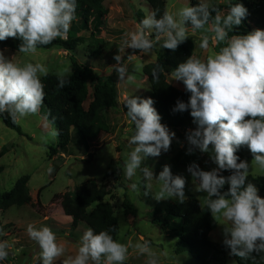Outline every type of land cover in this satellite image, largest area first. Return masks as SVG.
Wrapping results in <instances>:
<instances>
[{
  "label": "clouds",
  "instance_id": "clouds-1",
  "mask_svg": "<svg viewBox=\"0 0 264 264\" xmlns=\"http://www.w3.org/2000/svg\"><path fill=\"white\" fill-rule=\"evenodd\" d=\"M227 3L226 14H221L212 0H197L195 5L189 2L162 14L159 10L146 11L134 30L125 33L112 67L120 83L131 82L129 64L139 56L131 54L125 59L126 48L151 57L157 47L174 52L189 38V27L193 32L202 30L199 49H209L210 40L223 45L205 58L188 57L170 73L190 94L187 102L177 100L173 112L190 110L196 127L186 133L190 145L187 154L196 149L208 153L217 167L205 171L192 162L186 171L195 181V190L206 193L204 204L208 211L224 222L223 245L231 255L246 260L254 259V255L264 257V198L258 194L257 185L248 180L253 167L264 173V29L229 38V32L241 25L249 10L238 0ZM77 6L78 0H0V42L19 39L22 43L18 53L34 55L40 46L66 38L76 19ZM6 51L0 49V117L6 115L16 123L40 112L45 99L42 77L49 70L44 63L18 62L14 59L16 55L9 58ZM139 70L140 66H134V72ZM161 70V65L155 62L151 69L153 80L159 79ZM69 71L66 68L58 75L59 89L69 84L66 79ZM154 103L151 97L133 93L122 102L134 125L127 138V143L134 147L127 153L123 174L132 181L139 173L145 188L151 191V182L156 181L159 191L153 194L157 201L173 198L183 203L186 178L174 175L168 164L155 175L153 167L145 163L149 157L167 153L176 137L174 131L161 123ZM54 125L55 117L45 125L50 128L47 134L53 140L60 135ZM242 147L254 157L251 166L237 155ZM225 171L230 174L223 175ZM47 172L51 174L53 168L49 167ZM226 184L228 190L222 191ZM130 189L138 191L139 185L132 182ZM111 232L112 229L96 232L88 227L79 238L76 254L69 255L62 264H125L130 247L147 256V264H160V255L150 242L126 245L114 239ZM27 235L40 249L39 264H55L64 256V245L51 227L30 223ZM11 247L8 241L0 240V264L8 259Z\"/></svg>",
  "mask_w": 264,
  "mask_h": 264
},
{
  "label": "rangeland",
  "instance_id": "rangeland-1",
  "mask_svg": "<svg viewBox=\"0 0 264 264\" xmlns=\"http://www.w3.org/2000/svg\"><path fill=\"white\" fill-rule=\"evenodd\" d=\"M191 1L167 0V11ZM212 3L228 8L227 0H212ZM104 5L107 15L100 32L96 35L99 42L90 37L91 33L82 29L75 35L86 37L88 40L85 44H80L75 52H65L61 49H38L34 55H25L11 49L5 52L9 58L16 55L14 59L21 63L26 61L44 63L49 70L47 76H58L66 68L70 69L67 73L70 74L73 70L72 58L81 65L92 67L101 76L113 75L119 93V107L109 112V134H100L91 144L76 146L75 143H71L67 150L53 158H50V152L52 148L57 147L58 138L53 140L47 134L50 128H45L48 120L44 115L43 106L38 114L18 120L24 136L8 128L0 119V192L11 191L18 179L29 176V190L32 197L30 205L14 206L7 211L0 210V223L3 226L11 225L1 234V240L8 241L12 246L4 264H39L40 249L27 235V226L30 223H35L38 227L42 225L51 227L58 240L64 245L65 254L58 258L55 264H62L69 255H75L79 247V238L87 226L80 224L73 229L72 218L65 215L61 202L53 199L66 192L74 194L77 187L89 181L105 186L110 192L105 203L113 206L119 221L120 231L117 241L126 245L137 241L150 242L152 249L160 255V264H196L187 254L177 253L178 238L162 232L150 219V214L157 210L160 211V216L166 217L165 210L177 200L167 198L157 201L153 194L159 191L156 181L151 182V191L145 188L139 173L132 178V181L127 180L123 174L127 153L134 147L127 143L134 125L127 117V108L122 102L131 93L143 98L150 96L151 86L143 73V68L154 63L163 49L157 47L151 57V55H140L139 50L126 48L125 59L131 54L139 56L129 64V74H133V80L128 83H120L118 74L112 67L116 63L113 57L118 54V47L123 43L125 33L134 30L135 24L144 18L146 11L151 9L144 0H106ZM201 34L202 30L193 32L189 28V37H193L195 42V57L205 58L218 51V46H223L210 40L209 49H199ZM91 48L98 49V53L92 54ZM136 65L140 66L138 72H134ZM174 69L171 67L165 72L167 80L175 88L185 92L183 83L173 80L170 74ZM90 101L91 98L86 103V108ZM195 127L196 125L193 124L187 129L171 130L176 133V137L169 151L157 158L149 157L145 163L153 167L155 175L162 171L165 164L170 165L174 175L179 174L186 178V198L193 195L203 206L206 193L195 190V181L186 171L187 166L196 162L205 171L217 166L211 161L208 153H201L196 149L193 154H187L190 145L186 133L194 130ZM252 161L253 159L248 161L250 166ZM49 167L53 168L51 174L47 172ZM249 175L264 176V173L258 172L253 167ZM132 182L139 185L138 191L130 189ZM146 191L147 195H145ZM258 194L264 198V193L259 191ZM126 198L131 204L130 208L124 205ZM214 219L216 229L211 233L210 239L221 244L223 240L221 225L224 222L215 217ZM227 258V264H236L230 256ZM125 264H147V256L138 254L130 247L129 258Z\"/></svg>",
  "mask_w": 264,
  "mask_h": 264
},
{
  "label": "trees",
  "instance_id": "trees-1",
  "mask_svg": "<svg viewBox=\"0 0 264 264\" xmlns=\"http://www.w3.org/2000/svg\"><path fill=\"white\" fill-rule=\"evenodd\" d=\"M106 0H78L76 19L72 22L66 38H57L52 44L40 46L38 49L52 50L61 49L65 52H75L80 44H85L88 38L76 36L80 30L91 33V38L97 39V33L104 23L107 15L105 9ZM151 11L159 10L162 14L167 10V0H144ZM248 8L249 14L237 26L233 32H229V38L235 34H247L254 29H264V0H240ZM197 0H192L195 5ZM221 14L227 11L224 6L217 5ZM226 14V13H225ZM215 15V13L213 14ZM190 28V27H189ZM96 42H99L98 39ZM22 43L19 39L8 38L0 42V49H11L18 51ZM218 46V50H219ZM92 54H97L98 49L91 48ZM195 55V42L189 37L179 45L176 51L163 49L157 60L162 69L158 80H153L151 69L154 63L143 68L151 86V97L155 103L154 107L161 116V123L170 130L190 128L193 118L189 111L173 112L177 100L187 102L189 94L178 90L171 85L165 72L169 68H176L190 56ZM73 70L67 74L69 84L63 89L57 87L58 76H46L42 78L45 85V99L43 112L46 119L55 117V127L59 130L57 147L52 148L50 158L57 156L67 150L71 143L76 146L93 143L100 134L110 132L109 112L119 107V93L113 75L101 76L92 67L81 65L72 58ZM92 89V92H91ZM91 98L88 108L85 107ZM50 112V115H48ZM4 124L24 136L21 126L13 123L10 118L0 117ZM237 155L243 160L254 159L246 147H242ZM227 176L230 173H222ZM248 180L255 183L260 191L264 193V176H248ZM29 176H23L17 180L14 188L9 192H0V210L7 211L11 207H23L32 204L31 192L29 190ZM228 185L222 191L228 190ZM110 192L105 186H99L95 181H89L76 188L74 194L66 192L54 197L53 201H60L63 211L67 217L72 218V228L76 229L80 224L93 228L96 232L104 229H112L111 235L118 240L119 221L115 215L113 206L105 203ZM124 205L130 208V202L126 198ZM166 217L160 216V211H153L150 219L153 225L169 236L178 238L177 253L187 254L196 264H227V256H230L236 264H264V257L254 255V259H241L230 254L223 243H215L210 239L211 233L216 229L214 216L208 211L206 205L193 195L185 198L183 203L178 200L171 203L165 210ZM11 225L3 226L0 223V240L4 229Z\"/></svg>",
  "mask_w": 264,
  "mask_h": 264
}]
</instances>
